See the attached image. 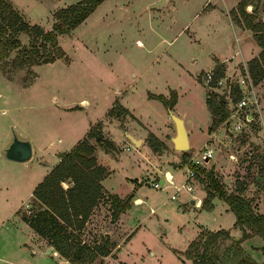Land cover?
Wrapping results in <instances>:
<instances>
[{
    "label": "rangeland",
    "instance_id": "374dc122",
    "mask_svg": "<svg viewBox=\"0 0 264 264\" xmlns=\"http://www.w3.org/2000/svg\"><path fill=\"white\" fill-rule=\"evenodd\" d=\"M9 1L29 24L50 31L59 10L83 0ZM213 1H104L70 34L58 37L64 58L34 66L30 63L32 55L26 57L15 49L0 61V69L15 80L9 82L0 76V264L64 263L49 254L32 256L37 238L19 218L38 207L29 202L23 208L29 201V186L22 185L24 181L18 177L25 168L3 156L8 143L5 136L15 132L36 145L52 142L51 147H42L38 157L52 164L53 153L60 162L67 153L61 152L71 151L78 144L77 138L82 139L92 125L100 138L89 137L88 142L95 149L97 165L105 167L106 173L101 180V196L81 237L90 245L110 240V254L103 258L104 264H192L186 254L191 241L201 233L219 229L230 234L221 244L220 264H238L245 257L264 263V240L248 228L245 238L244 230L235 224V214L222 198L215 197L204 205L207 175L212 172L228 193H239L238 187L242 186V195L251 201L254 211L264 213V78L255 84L249 68L240 65L239 70L224 71L221 83L215 87L205 83V73L200 72L210 67L209 53L221 41L214 30L225 22L211 20L210 8L199 12L205 3L208 6ZM246 10L251 13L254 7L249 5ZM257 11V19L264 22L263 9ZM156 32L164 34L167 41L157 42L153 48ZM227 33L226 41H232L234 52V35L230 30ZM251 35L254 38L253 32ZM18 37L23 44H29L26 33ZM38 45L36 48L43 53ZM259 51L253 59H258L264 73L261 47ZM242 78L246 86H242L241 96L248 101L254 96L258 101L257 110L249 107L244 111L251 116L250 122L241 133H232L226 117L216 130L209 132L213 117L206 103L208 95L219 102L220 95L225 94L229 109L234 102V89L240 87ZM27 79L32 81L24 87ZM148 93L176 101L178 95L174 110L184 119L190 136L186 154L173 147L174 122L166 105L147 99ZM120 94L125 97L121 99ZM122 105L161 136L163 146L158 151L151 146L156 144L151 132L127 110H121ZM132 128L137 139L142 138L145 143L136 147L131 144L125 129ZM205 143L213 148V157L198 165L193 193L181 190L172 200L174 186H152L164 179L166 172L180 166L183 170L177 171L174 179L179 186L185 179L184 161H202ZM38 158L33 155L34 160ZM37 165L30 168L35 176L43 169ZM14 172L17 177H13ZM63 187L69 184L63 183ZM113 195L120 199L132 196L115 222ZM137 198L142 200L137 203ZM214 204L213 211H206ZM16 208H23L18 216L14 214ZM22 243L27 246L19 250Z\"/></svg>",
    "mask_w": 264,
    "mask_h": 264
},
{
    "label": "trees",
    "instance_id": "16d2710c",
    "mask_svg": "<svg viewBox=\"0 0 264 264\" xmlns=\"http://www.w3.org/2000/svg\"><path fill=\"white\" fill-rule=\"evenodd\" d=\"M104 1L106 0H83L63 8L56 13V22L52 30L44 31L39 25H31L25 21L9 0H0V61L8 58L10 52L15 49L21 50L26 57L32 55L30 63L34 66L53 63L57 59L64 58L65 54L59 47L58 37L70 34ZM249 5L254 7L251 13L246 10ZM261 8L264 11V0H241L230 14L237 25L244 26L253 32L258 46L262 48L261 56L263 57L264 22L257 19V9L260 11ZM20 33L29 35L28 45L21 42L18 37ZM37 45L44 49L43 53L36 48ZM248 68L255 84L262 81L264 73L258 59H252ZM224 71L223 65H217L214 68L213 85H216L219 78L224 77ZM0 72L11 79L4 69H0ZM32 79L25 80L23 85L28 86V82ZM232 95L236 102L241 97L240 89L236 87ZM152 98L161 101L166 107H173L176 104L174 98L168 100L163 95ZM206 103L213 117L209 132H213L228 117L229 110L222 98L217 102L208 95ZM120 109L126 112L123 107ZM93 133L91 129L71 151L63 154L60 162L33 192L31 206L36 205L38 209L30 211L29 214L25 213L21 217L37 235L45 239L61 257L71 264H96V262L104 264L103 258L110 254L111 249L108 238L102 244L90 245L81 237L101 196L103 190L101 180L106 173L105 167L97 165L95 149L88 142L89 137L100 138ZM151 138L156 143L151 146L158 151L163 143L153 136ZM207 179L208 187L204 205L215 197L222 198L229 210L235 214V224L244 230L245 238L248 236L245 229L248 228L253 235L264 240V213L259 214L254 211L251 201L242 195L243 187H238L239 193H228L212 172L207 175ZM63 183H68L69 187H63ZM131 197L130 195L120 199L116 195L112 196L113 222L128 207ZM229 238L230 234L225 229L201 233L197 239L191 241L186 254L192 260V264H220L221 244ZM238 264L260 263L245 257Z\"/></svg>",
    "mask_w": 264,
    "mask_h": 264
},
{
    "label": "crops",
    "instance_id": "0c3cea01",
    "mask_svg": "<svg viewBox=\"0 0 264 264\" xmlns=\"http://www.w3.org/2000/svg\"><path fill=\"white\" fill-rule=\"evenodd\" d=\"M108 1V0H106ZM157 1H161V0H157ZM170 0H165V2H169ZM241 0H214L213 3L211 4H208L207 6V3H205L203 6H202V10H199V12H204L205 10H207V8H210V16H211V20L213 18H217V20L219 19H223L225 20V22L223 24H221L220 26H217V29L214 30V33L215 34H219V36L221 37V41L219 43H217L215 46H214V49L209 53V58L212 59L210 60V67H207V69H203L202 68V71L200 73H206L208 72L209 70H213L217 65H223L225 66V71H231V70H239V66L242 65L244 68H247L248 67V63L256 57V55L260 52L259 51V46L258 44L255 42L254 38H253V35H251V31L246 29V28H241L240 26H238L231 18V11L233 9H236L239 2ZM158 3V2H157ZM206 6V8H205ZM205 8V9H204ZM160 10V9H159ZM220 17H219V16ZM187 25V24H186ZM185 27V25H184ZM230 32L234 35V42L236 44V47H237V50H235L234 52L232 51V46H231V42H227V37H228V33L227 32ZM156 43L152 46L154 48V46L158 45V43L160 42H164V41H167L166 39V36L164 34H160L158 32H156ZM138 43L142 44L144 46V44L138 39L137 40ZM158 42V43H157ZM222 42V43H221ZM152 48V49H153ZM232 48V49H231ZM150 50V49H149ZM248 69H246L247 71ZM199 73V74H200ZM198 74V75H199ZM197 75V76H198ZM0 76L4 79H6L7 81H15V80H11V79H8L6 76H4L2 74V72H0ZM36 76V75H35ZM224 79V78H223ZM32 83V82H31ZM26 87V86H24ZM149 94L151 95H155V96H159L157 94H154V93H148V97L146 95V98L147 99H151L153 100V98H151L149 96ZM118 97H120L121 99H123L125 97V95H122L120 94ZM83 100H86V99H83ZM117 99H115L114 101H116ZM87 101V100H86ZM113 101V102H114ZM88 102V101H87ZM118 102V101H117ZM178 102V95H177V101L176 103ZM90 102H88L89 104ZM90 105V104H89ZM89 105H86V106H89ZM83 106V105H81ZM84 107V106H83ZM122 107L124 109H126L128 112H129V115L131 114L133 116V118L139 120V122L142 123V127H146L150 132L151 134L155 137V138H158V140H160L161 142L163 141L161 136H158L151 128L150 126H148V124H146L144 121H143V118L142 117H139L135 112L131 111L128 107L122 105ZM172 111L176 114L177 112L174 110V106L172 107ZM132 118V117H131ZM127 122V121H126ZM127 124V123H125ZM186 125V123H185ZM143 127V128H144ZM93 128V125L90 127L89 131L86 132L85 136H87V134L91 131V129ZM187 128V126H186ZM88 129V128H87ZM174 129H175V126H174ZM128 133H130L131 135H133L134 137H138V134L135 132L134 128L132 129H125ZM145 131V130H144ZM188 131V129H187ZM175 135V133H173ZM19 137L21 138H25V139H28L27 137H22L21 135L17 134ZM173 135V136H174ZM12 136H5V140L8 142L5 147L8 146L9 144V140L11 139ZM81 136H79L77 138V141H76V144L78 142H80L82 139H80ZM140 137V136H139ZM128 139V138H127ZM138 139H142V138H138ZM29 140V139H28ZM129 140V139H128ZM130 141V140H129ZM189 141H190V136H189ZM29 142L31 143V147H32V157L31 159H29L28 161L26 162H18V163H22L23 167L25 168L24 172H22L19 177H18V180H22L24 181L22 183V185H28L29 188H28V197H29V201L27 203V205L23 208H26L30 205L29 202H31V199H32V196H33V192L34 190L36 189V187L51 173L52 169L54 167L50 166L49 163H46L47 161H42L40 160L38 157L40 155V153L43 152L42 150V147H45L46 149L51 147L52 145V142H49L48 144L44 145V144H38L37 142V145L35 144L34 141L32 140H29ZM131 142V141H130ZM145 143V141L142 139V143L143 144ZM163 143V142H162ZM75 144V145H76ZM132 144V143H131ZM74 145V146H75ZM133 145V144H132ZM129 146H130V143H127L126 145V148L127 150H129ZM4 147V149H5ZM64 152H68V151H62L61 153H64ZM35 154V157H37L38 159L34 160L33 159V155ZM55 154L56 153H53V158H55ZM42 157V156H40ZM8 160V159H7ZM11 162H16V161H13V160H10ZM40 165V166H43V169L42 171L37 174L35 176L34 174V171H31L30 168H32V166H36V165ZM37 165V166H38ZM15 169V168H14ZM28 169L29 172L26 170ZM183 170V168H181L180 166L176 167V169H173L172 172L168 171V175H173V178L176 179L177 176H176V172L179 171V170ZM186 170V169H185ZM5 176H7L8 178L10 177L6 172H4ZM25 174H28V175H25ZM164 175V174H163ZM17 177L18 174L14 172L13 174V177ZM183 182V181H182ZM182 184V183H181ZM180 184V185H181ZM176 185V183H175ZM195 191V190H194ZM187 192V191H186ZM189 195L190 193L187 192ZM141 201L142 199L141 198H137L136 201ZM139 203V202H137ZM135 203V204H137ZM191 203H193V200L191 201ZM215 206L216 204H214L210 210H206V211H213L215 209ZM23 208H16L14 210V214H16L18 216V211L23 209ZM199 208V207H198ZM230 211V210H229ZM228 212V211H226ZM19 218V217H18ZM20 221L24 222L21 218H19ZM25 223V222H24ZM26 226L29 227V225L27 223H25ZM30 228V227H29ZM30 230L35 234L36 236V244H37V249H33L32 250V256L36 255V256H40V257H43V256H46L47 254L45 253L47 251V249L49 247H51L48 242L43 239L42 237H40L39 235H37L31 228ZM250 240V239H249ZM26 244L22 243L18 246L19 250L21 249H25L26 248ZM39 253V254H38ZM49 255H52V256H56L58 258H60L64 263L63 264H71L69 263L67 260H65L63 257H61L53 248V250L48 253Z\"/></svg>",
    "mask_w": 264,
    "mask_h": 264
},
{
    "label": "built area",
    "instance_id": "2783aa9c",
    "mask_svg": "<svg viewBox=\"0 0 264 264\" xmlns=\"http://www.w3.org/2000/svg\"><path fill=\"white\" fill-rule=\"evenodd\" d=\"M213 76H214V69L209 70L204 75L205 83L207 85L212 86V88L216 86L212 84ZM219 79L216 82V84L221 83V80ZM242 86H246V80L243 78L240 80V87H239L241 94H242ZM247 99L248 98L241 96L236 102L235 101L232 102V104L230 105L228 109L229 110L228 120H230L229 122L230 130H232L231 131L232 133L235 131L238 133H241L245 125L248 122H250L251 116L244 112L245 109L252 107L255 110H257V105H258L257 98L253 96L252 101H248ZM201 151H202V156H203L202 161L192 158L193 160L191 162L185 163L186 165V170L184 172L185 179L181 185L176 186L174 183L173 175L170 174V177H168L167 175L168 172H166V174L164 175V179H161L155 183H152V186L155 189H161L162 187H164V184H166L165 187L174 186L176 191H175V194L171 196L172 200L176 199V197L179 195L181 190H186L190 194L193 193L194 185L192 184V182H194L197 178L198 165H201L202 162H206L213 157V148H211L210 145H208L207 143L204 144V147L201 149Z\"/></svg>",
    "mask_w": 264,
    "mask_h": 264
},
{
    "label": "water",
    "instance_id": "95a60500",
    "mask_svg": "<svg viewBox=\"0 0 264 264\" xmlns=\"http://www.w3.org/2000/svg\"><path fill=\"white\" fill-rule=\"evenodd\" d=\"M224 103H227L225 94L220 95ZM168 114L175 126V135L171 138L173 147L175 150L180 152H186L190 149L189 133L187 131L185 121L180 116L176 115L172 111V107H167ZM126 137L131 141V143L136 147L142 143V139H137L127 131L125 132ZM3 156L8 160H13L16 162H26L32 157V147L28 139L21 138L16 135L15 132L12 134V138L8 146L3 150ZM59 162V158L55 157L54 162L50 166L55 167ZM53 247H49L46 254L50 253Z\"/></svg>",
    "mask_w": 264,
    "mask_h": 264
},
{
    "label": "bare ground",
    "instance_id": "6f19581e",
    "mask_svg": "<svg viewBox=\"0 0 264 264\" xmlns=\"http://www.w3.org/2000/svg\"><path fill=\"white\" fill-rule=\"evenodd\" d=\"M168 175V174H167ZM168 177H170V175H168ZM138 202H140L139 200H138Z\"/></svg>",
    "mask_w": 264,
    "mask_h": 264
}]
</instances>
